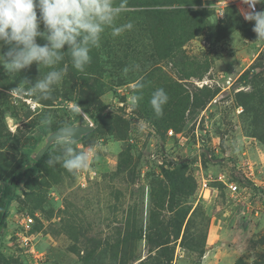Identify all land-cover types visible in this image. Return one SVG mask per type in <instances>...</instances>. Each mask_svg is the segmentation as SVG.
<instances>
[{
    "label": "rangeland",
    "instance_id": "rangeland-1",
    "mask_svg": "<svg viewBox=\"0 0 264 264\" xmlns=\"http://www.w3.org/2000/svg\"><path fill=\"white\" fill-rule=\"evenodd\" d=\"M239 2L115 0L116 26L133 28L119 36L107 28L81 72L90 89L98 80V124L72 111L85 83L73 85L80 72L67 54L56 66L66 75L48 100L10 90L50 68L33 63L8 75L0 66V188L8 172L26 170L0 229V264H88L92 241L100 248L89 264H122L124 241L132 264L154 255H171L172 264H264V44ZM7 50L0 42V54ZM137 82L144 87L133 106ZM158 88L169 96L161 117L149 103ZM65 122L94 126L73 144L95 152L87 170L48 166L57 141L35 160ZM31 160L40 163L30 167ZM231 183L240 188L236 198ZM23 216L34 219L27 245ZM156 234L167 243L152 241ZM105 243L112 245L99 261Z\"/></svg>",
    "mask_w": 264,
    "mask_h": 264
},
{
    "label": "clouds",
    "instance_id": "clouds-1",
    "mask_svg": "<svg viewBox=\"0 0 264 264\" xmlns=\"http://www.w3.org/2000/svg\"><path fill=\"white\" fill-rule=\"evenodd\" d=\"M241 3L247 5L242 12L245 21H254L252 30L256 33V41L264 44V10L256 11V5L264 4V0H241ZM121 12L122 7L117 6L115 0H0V42L8 46V50L0 54V66L8 75L20 73L33 63L51 69L34 84L24 81L29 87H15L10 94L17 98L51 99L55 86L66 75V68H56L66 54L72 67L84 72L92 63L91 51L100 47L101 35L107 28H111L113 36L133 28L130 22L116 26ZM37 38L45 43L38 44ZM143 87L142 82L136 83L133 106L142 99L140 90ZM168 100L169 96L163 88L152 93L149 103L157 117L163 116ZM72 111L82 114L77 103ZM42 124L47 131L52 126V119L45 117ZM77 131L75 125L65 122L51 133L49 137L57 141L58 152L47 159L48 166L61 164L69 172L90 168L95 152L91 146L86 151H77L73 147Z\"/></svg>",
    "mask_w": 264,
    "mask_h": 264
},
{
    "label": "trees",
    "instance_id": "trees-1",
    "mask_svg": "<svg viewBox=\"0 0 264 264\" xmlns=\"http://www.w3.org/2000/svg\"><path fill=\"white\" fill-rule=\"evenodd\" d=\"M121 1V0H120ZM91 66V64H90ZM91 68V67H90ZM97 79V78H95ZM75 80H80L83 81L84 87L79 88L77 86V82ZM89 79H87L86 77H82L81 72L78 73L76 76L73 77V85L77 86V90H78V95L81 97L79 100L75 101V104L77 103V105L83 110V113L86 114L88 117L93 118V122L94 124H98L101 120H102V116L100 117V111H101V105L100 102L98 101V99L96 98V93L98 92V80H94V82H96L95 84V88L90 89L89 88V83H88ZM88 84V87L86 89V86ZM94 114H96L94 116ZM99 114V115H98ZM162 123H166L168 122V120H161ZM92 122V123H93ZM40 160L39 161H34L31 160L30 163V167L32 166H37L39 165ZM26 170L25 169H16L14 171H10L6 174L4 180H3V184L2 187L0 188V229L2 227H4L5 224V220L7 219L8 215H9V209L10 206L13 202V200L15 199V187L18 184V178L19 176H22L24 174ZM156 239L152 240L155 241L156 243H158L159 246H161L164 243V239L162 238V236L160 234H156ZM94 244L92 246V251L87 252L84 258V261L86 263H90L89 261H91V258L93 257V255L96 253V251L99 250L100 248V242L99 241H92ZM119 240L116 241V243H118ZM115 244H113L112 247H110V257H111V261H114L116 256H115ZM105 246L102 248V250L99 252L100 254L98 255V259L99 261H102L107 254H103L107 251V246H110L112 244L109 243H105ZM117 247H119V244L117 245ZM121 247L124 248V252H122L121 255V262L122 264H132L130 263L133 260V256H132V252H130L128 250V242L124 241L121 244ZM159 254V253H158ZM164 256H150L149 258H146L140 262H138L137 264H172V256L170 255L167 258H164ZM162 259V260H161ZM153 260V261H151ZM129 261V262H128ZM163 261V262H162ZM104 264V263H103ZM239 264V263H236Z\"/></svg>",
    "mask_w": 264,
    "mask_h": 264
},
{
    "label": "built area",
    "instance_id": "built-area-1",
    "mask_svg": "<svg viewBox=\"0 0 264 264\" xmlns=\"http://www.w3.org/2000/svg\"><path fill=\"white\" fill-rule=\"evenodd\" d=\"M237 9L238 12L241 16V18L244 19V16L242 14L243 10L247 9V5L242 4L241 2H239V4H237ZM259 10V4L256 5V11ZM245 20V19H244ZM90 125V124H89ZM172 133L169 132V135H171ZM204 187H206V184H203ZM228 187V193L233 197L236 198L241 192H240V188L236 185V184H229L227 185ZM34 223V219L30 216H23L22 217V233L19 235L21 237V239L23 240L22 242L25 243L26 245L28 244V238L25 233L29 232L30 229L32 228Z\"/></svg>",
    "mask_w": 264,
    "mask_h": 264
},
{
    "label": "water",
    "instance_id": "water-1",
    "mask_svg": "<svg viewBox=\"0 0 264 264\" xmlns=\"http://www.w3.org/2000/svg\"><path fill=\"white\" fill-rule=\"evenodd\" d=\"M75 126L78 129L76 137H75L76 141L81 139L82 136L87 135L94 130V126L92 124H90V125H75ZM48 137H47V140H46L44 147L41 148L39 150V152L36 154L35 160H38L44 154V152L50 147L51 143L56 141V140H52V137H49V139H48Z\"/></svg>",
    "mask_w": 264,
    "mask_h": 264
},
{
    "label": "crops",
    "instance_id": "crops-1",
    "mask_svg": "<svg viewBox=\"0 0 264 264\" xmlns=\"http://www.w3.org/2000/svg\"><path fill=\"white\" fill-rule=\"evenodd\" d=\"M214 250V247L209 246L208 251H206V255H209ZM207 257V256H206Z\"/></svg>",
    "mask_w": 264,
    "mask_h": 264
}]
</instances>
